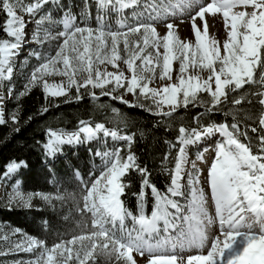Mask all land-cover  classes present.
Masks as SVG:
<instances>
[{
	"label": "snow or ice",
	"instance_id": "6c2138e0",
	"mask_svg": "<svg viewBox=\"0 0 264 264\" xmlns=\"http://www.w3.org/2000/svg\"><path fill=\"white\" fill-rule=\"evenodd\" d=\"M94 3L96 27L77 23V15L63 0H0L3 17L0 31L4 33L0 37V84L11 80L16 57L27 43V24L35 19L32 39L41 47L46 44L50 48L55 44V47L48 52L31 53L38 64L29 73L19 96L37 86L42 88L46 99L67 96L75 88V98L79 100L83 88L95 100L98 97L94 89H100L101 96H109L130 107H141L156 116L172 117L178 109H187L189 105L214 112L229 102L250 104L252 101L246 96L230 100V93L246 84H259L261 91L253 95L260 97L259 103L264 105V0H208L207 3L203 0H94ZM48 5H55L62 13L59 19L47 10ZM137 8L143 11L137 12ZM238 8L244 10L237 11ZM127 9L133 10L130 23L124 16ZM109 13L120 17L116 28L105 23ZM185 13L190 14L194 42L181 39L178 25L173 22L165 24L163 35L157 31L156 23ZM83 14L91 15L90 0H83ZM206 14H222L226 31L223 42L209 35ZM25 16L31 19L26 21ZM197 19L202 24L198 25ZM177 62L178 69L174 68ZM109 65L115 71H109ZM257 69H260L258 78ZM174 71L175 82H172ZM203 72H207L206 77L201 75ZM51 76L65 79L50 83L46 77ZM157 79L167 82L150 86ZM119 89L125 94H138V98L143 97L150 104H132L122 94L113 95ZM201 93H206L210 100L205 102ZM11 119L17 123L18 114L14 113ZM3 123L0 111V124ZM259 126L264 129V112ZM251 131L257 132V128ZM178 132L176 142L180 147L169 173L170 184L162 192L151 183L149 170L141 167L131 152L135 133L122 134L118 127L85 121H80L78 129L71 133L48 129V139L43 145L48 155L60 151L61 145L94 140L101 135L124 141L129 151L122 155V149L117 147L96 153L102 161L100 172L98 176L92 174L95 178L90 185H84L83 206L78 208L81 214H91L92 230L67 240L62 238L51 247L25 235L10 251L35 255L17 264H96L98 257L138 264L134 252L141 257L147 253L146 264H264V134L258 137L259 143L253 151L247 131L242 132L237 122L198 124L193 128L181 125ZM217 134L222 139L216 144L215 156L208 168L209 192L206 194L194 161L192 171H187L188 148ZM241 136L248 142H243ZM203 158V154L197 156L198 160ZM164 159H168L167 154ZM25 166L24 161L13 160L5 166L3 176H10ZM131 171L141 176V189L136 194L139 215L128 211L121 199L129 187L125 178ZM76 175L79 176L78 171ZM149 193L154 206L151 214L146 215L144 205ZM36 195L48 202L64 199ZM207 195L215 206L214 217L207 209ZM14 198L31 206V196L25 200L18 189ZM129 217L132 228L125 224ZM217 225L218 232L210 237V229ZM205 247L206 253L202 251ZM193 248L201 251L187 257L181 254ZM6 254L0 252V255Z\"/></svg>",
	"mask_w": 264,
	"mask_h": 264
},
{
	"label": "trees",
	"instance_id": "16d2710c",
	"mask_svg": "<svg viewBox=\"0 0 264 264\" xmlns=\"http://www.w3.org/2000/svg\"><path fill=\"white\" fill-rule=\"evenodd\" d=\"M63 3L74 14H80L83 0H63ZM90 6L92 12L93 8H96L94 0H90ZM46 8L56 17L62 15L55 5H48ZM108 16L110 21H114L113 13H109ZM2 19L3 17L0 16V21ZM3 36L4 33L0 31V37ZM259 72L260 69H257V78ZM21 74L15 78L14 94L6 101L4 107L7 120L0 124V181L9 162L24 161L26 166L18 169L16 177L20 181L21 189L31 196V206L23 208L0 203V220L21 225L24 230L47 245L92 230L90 217L87 213L81 214L78 208L82 207L84 183L89 181L88 173L92 171L96 159L93 155V147L84 140L75 147H61V153L53 155L54 158H46L43 145L48 129L75 131L80 121H88L93 124L105 123L110 128L118 127L122 133H135L131 152L136 155L140 166L149 170L151 183L162 192H165L169 186V173L174 167L175 154L179 147L176 138L181 125L193 128L198 124L228 123L230 125L237 122L242 132L247 131L248 138L254 146L253 151H256L255 146L259 143L258 137L264 134V129L259 126V118L264 108L259 103L260 97L253 95L261 91L259 84H246L237 92L230 93V100L237 96H246L252 101L250 104L245 102L233 105L229 102L221 105L214 112H208L202 106L189 105L187 109H178L172 117H161L141 107H130L109 96L97 95L98 98L94 100L88 94V90L83 88L80 90L82 98L79 100L75 98L77 95L75 88L73 95L66 100L62 97L46 99L39 86L32 88L26 95L19 96L27 83H22ZM201 98L205 102L210 100L206 93H201ZM44 108L48 110L44 112ZM113 109L117 112L114 113ZM14 113L19 117L17 123L8 119ZM253 127L257 128V132L251 131ZM99 138L105 141L107 139L102 135ZM240 139L245 143L248 142L243 136ZM172 144L176 145L175 148L171 147ZM120 148L122 155H126L129 151L127 146ZM166 154L167 160L164 159ZM75 170L79 172L81 181L75 177ZM125 182L129 187L125 189L121 199L128 211L133 215H139L140 208L136 194L141 189V176L138 172L131 171ZM43 192L52 193L53 196H63L64 199L48 202L36 196V193ZM153 206L154 199L149 193L144 205L146 215L151 214ZM96 264H124V262L117 261L114 257L111 260L98 257Z\"/></svg>",
	"mask_w": 264,
	"mask_h": 264
},
{
	"label": "rangeland",
	"instance_id": "374dc122",
	"mask_svg": "<svg viewBox=\"0 0 264 264\" xmlns=\"http://www.w3.org/2000/svg\"><path fill=\"white\" fill-rule=\"evenodd\" d=\"M142 2H143V0H142ZM136 11L140 12V11H143V9L137 8ZM248 11H251V9H248ZM132 12H133L132 9H127L124 12V16L129 18L127 21L129 23L131 22ZM21 14L23 15V13H21ZM96 16H97L96 8H93L91 15L85 17L83 14V3H82V5L80 7V14L77 15V23L88 24V25H91L92 27H96L97 26ZM113 16H114V21H110L109 16H107L105 23L108 24L109 26L113 27V28H116L118 25V22L120 20V17L118 15H116L115 13H113ZM183 16H185V14ZM183 16L178 15L176 17H170L168 21H162V22L156 23L155 26L157 28V31L160 32L161 35H163L166 32L165 24L167 22H173L174 24H179V23H181V20H183L185 27L188 29L187 23L190 20V18H189L190 16L189 17H186V16L183 17ZM54 18L59 19L60 17L54 16ZM29 19H31V18L28 16H25L26 21ZM183 23H181V25ZM35 30H36L35 19H32V22L27 24V28H26V36L28 35V37H26L27 43L24 44V46L20 50L19 56L16 57V64H15V70H14L13 76H12L11 80L5 81L3 84H0V111H2V105H4V107H5L6 101L10 97H12L14 94L15 78L17 76H19L21 74V72H23L24 74H21L22 83L27 82L29 73L38 64V61L35 59L34 56L31 55V53L34 51L48 52V51H51L55 47V44H53L51 48L47 44L44 45L43 47L38 45L32 39V35H33ZM57 30H59V29H57ZM101 67L103 68L105 66H101ZM107 67H108L109 71H115V69H113L110 65ZM178 67H179V65L177 62L174 64V68L178 69ZM121 68H124L123 64H121ZM125 71H126V69H125ZM201 75L206 77L207 72H203V73H201ZM175 76H176V72L174 71L172 82H175ZM46 79H48L49 82L51 83V82H60L61 80H64L65 78L60 77V76H51V77H46ZM79 79L82 80L83 75H81L79 77ZM166 82L167 81H159L157 79V81H155L154 84L150 85V86H158L159 84H163ZM108 87L110 88L111 86H108ZM10 89H11V95L9 94ZM105 90H107V89H105ZM73 91H74V88L71 89V91L69 92V94L67 96H60V97H62L64 100H66L67 98H70V96L73 95ZM94 91L96 92L97 95H100V92H101L100 89H94ZM121 94L124 96V99L129 101L130 103H142V104H146V105L150 104V101L144 100L143 97L138 98V94L135 96L130 94V93L125 94L123 89H119L118 92L113 93V95H121ZM263 108H264V105H263ZM2 112H4V115H3L4 120H7L6 115H5V111H2ZM263 112H264V110H263ZM8 119H11V117H9ZM85 122H88V121H85ZM78 127H77V129H78ZM108 128H110V127H108ZM65 132L71 133L74 131H65ZM47 139H48V136L46 138V141H47ZM220 139H222V138L219 136V134H217V136H213L211 138H208L204 142H202L198 145H195V146H190L188 148V160L190 163L187 165V171L188 172L192 171L191 162L194 161L197 169L200 170L201 182H203L205 185L207 184L206 183V177H207V173H208V168L210 167V164H211V162L215 156L216 144ZM46 141H45V143H46ZM84 141H85V143H87L93 147V150H94L93 155L96 156V159L93 163L92 171H90L88 173L89 174L88 175L89 181L87 183H84V185L85 184L90 185L91 181L95 178L92 174L95 173V175L98 176L99 172H100L101 164H102L101 157L97 156L96 153H98V152L99 153L109 152V151H112L119 146L120 147L121 146L126 147V143L124 141H113L110 137L107 138L106 141L100 140L99 137L97 139H94V140H84ZM80 144H81V142L80 143L64 144V145H61L60 148L61 147H75V146H78ZM58 152L61 153L60 151H58ZM58 152H56L55 154H57ZM200 154H203V157H204L203 160L197 159V156ZM52 158H54V157H52ZM16 172L12 173L10 176H7V177L3 176L2 181H0V203H3L5 205H14L16 207L26 208L28 205L24 201H21L19 199L14 198L15 190H17V189L25 197V200H27L28 197L30 196L27 192H25L23 189H21L20 181L16 177ZM77 177H79V176L76 175V178ZM79 178L81 181V177H79ZM183 183H186V180L183 181ZM207 193L208 192H206V194ZM42 194H47V195L53 196V194L49 193V192L48 193L43 192ZM36 196H38L40 198L39 195H36ZM181 203H184V200L182 198H181ZM82 206H83V199H82ZM207 209H208V212L210 215L215 216V206L211 201V197H208ZM87 214L90 217V224H91V214L90 213H87ZM125 224H126L127 228L133 227V221H132L131 217H129L125 220ZM16 229H19L21 231L15 232ZM210 231H211V229H210ZM214 233L216 234V232H214ZM25 235L37 238L36 236H34V235L28 233L26 230H24L21 225L12 224L8 220H0V252L7 253L6 255H0V264H17V262H19V261H28V260H31L34 258V255H35L34 253L23 252V251L17 252L15 250L10 251V249H12L13 244L15 242L24 240ZM5 236L8 237V240L3 239V237H5ZM70 238H68V239H70ZM37 239L41 240L39 238H37ZM65 240H67V239H65ZM57 242H59V241H57ZM57 242H54L53 244H50L47 246L51 247L52 245H54ZM206 249L207 248L203 249L202 251L206 253V251H207ZM200 251L201 250L194 251L191 249V250L185 251L181 254L184 255L185 257H187L188 255L199 254ZM133 256L138 261V264H146V261L148 259L147 253H145V255L143 257H141L139 254L134 252Z\"/></svg>",
	"mask_w": 264,
	"mask_h": 264
},
{
	"label": "bare ground",
	"instance_id": "6f19581e",
	"mask_svg": "<svg viewBox=\"0 0 264 264\" xmlns=\"http://www.w3.org/2000/svg\"><path fill=\"white\" fill-rule=\"evenodd\" d=\"M203 2L207 3L208 0H203ZM236 10L240 11V10H243V9L242 8H238ZM185 16L189 17L190 14L189 13H185ZM185 16H183V17H185ZM206 19L208 20V23L210 25V27H209V35L210 36H214L217 40L223 42L226 39V31H225V27H224L222 14H217L216 16H211V15L206 14ZM181 23H183V22H181ZM181 23L176 24V25H178L177 31H178V34L181 37V39H183V40H192L194 42L193 31H192V28H191V21L189 20V22L187 23L188 29L185 27L184 23L182 25H181ZM197 24L198 25L202 24V22L199 19H197ZM3 115H4V112H3ZM201 186L204 187L205 192H209L207 184L205 185L203 182H201ZM208 197H210V195L207 196V199H208ZM217 231H218V226H213L211 228V231H210V237L212 235H215L214 232L217 233ZM205 248H207V247H205ZM192 250L196 251V250H199V249L193 248Z\"/></svg>",
	"mask_w": 264,
	"mask_h": 264
},
{
	"label": "water",
	"instance_id": "95a60500",
	"mask_svg": "<svg viewBox=\"0 0 264 264\" xmlns=\"http://www.w3.org/2000/svg\"><path fill=\"white\" fill-rule=\"evenodd\" d=\"M2 109H4V106L2 107Z\"/></svg>",
	"mask_w": 264,
	"mask_h": 264
}]
</instances>
